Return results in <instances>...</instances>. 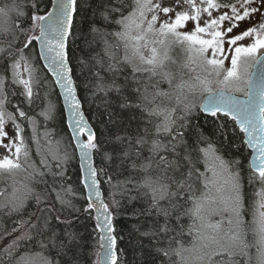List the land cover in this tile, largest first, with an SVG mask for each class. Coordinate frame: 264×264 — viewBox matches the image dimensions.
<instances>
[{"label": "snow or ice", "instance_id": "6c2138e0", "mask_svg": "<svg viewBox=\"0 0 264 264\" xmlns=\"http://www.w3.org/2000/svg\"><path fill=\"white\" fill-rule=\"evenodd\" d=\"M122 220L264 264V0H0V264H124Z\"/></svg>", "mask_w": 264, "mask_h": 264}, {"label": "trees", "instance_id": "16d2710c", "mask_svg": "<svg viewBox=\"0 0 264 264\" xmlns=\"http://www.w3.org/2000/svg\"><path fill=\"white\" fill-rule=\"evenodd\" d=\"M62 105V100H61ZM66 116V114H65ZM203 123V120L201 121ZM49 127H57L62 128L65 134L69 131L66 126L60 125L57 123L49 122ZM119 228L121 231V234L124 236V239L122 241H119V247L123 249L122 256L124 258V264H143L144 257L141 255L140 250L138 248H134L133 246H130L128 243V232L131 229V222L122 220L119 223Z\"/></svg>", "mask_w": 264, "mask_h": 264}, {"label": "rangeland", "instance_id": "374dc122", "mask_svg": "<svg viewBox=\"0 0 264 264\" xmlns=\"http://www.w3.org/2000/svg\"><path fill=\"white\" fill-rule=\"evenodd\" d=\"M257 19H258V16L256 17V19H255V20H253V21H252V23H254V22L257 20ZM43 131H44V129H43V128H41V129H40V132L42 133Z\"/></svg>", "mask_w": 264, "mask_h": 264}, {"label": "flooded vegetation", "instance_id": "af4514ba", "mask_svg": "<svg viewBox=\"0 0 264 264\" xmlns=\"http://www.w3.org/2000/svg\"><path fill=\"white\" fill-rule=\"evenodd\" d=\"M259 19H260V18L258 17V19H257V20H256L254 23L258 22V21H259Z\"/></svg>", "mask_w": 264, "mask_h": 264}, {"label": "water", "instance_id": "95a60500", "mask_svg": "<svg viewBox=\"0 0 264 264\" xmlns=\"http://www.w3.org/2000/svg\"><path fill=\"white\" fill-rule=\"evenodd\" d=\"M61 100H62V98H61ZM65 114L67 115V113L65 112Z\"/></svg>", "mask_w": 264, "mask_h": 264}]
</instances>
